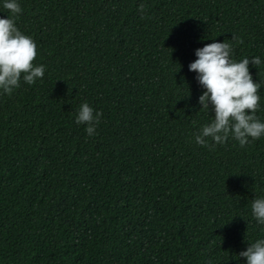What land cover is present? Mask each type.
I'll return each mask as SVG.
<instances>
[{"label":"trees","instance_id":"trees-1","mask_svg":"<svg viewBox=\"0 0 264 264\" xmlns=\"http://www.w3.org/2000/svg\"><path fill=\"white\" fill-rule=\"evenodd\" d=\"M17 2L45 74L0 91V264H246L264 136L198 145L214 112L189 65L214 42L258 56L264 122V0ZM85 102L103 113L93 136Z\"/></svg>","mask_w":264,"mask_h":264},{"label":"clouds","instance_id":"clouds-1","mask_svg":"<svg viewBox=\"0 0 264 264\" xmlns=\"http://www.w3.org/2000/svg\"><path fill=\"white\" fill-rule=\"evenodd\" d=\"M3 9L8 18H0V91L12 95L21 86V80L29 85L42 80L45 66L34 65L37 44L16 25L15 19L22 13L17 0H4ZM139 10L143 14L145 5L141 4ZM232 39L243 43L234 34ZM232 52V44L226 41L206 44L196 50L197 59L189 65V70L197 73L199 84L206 89L199 98L202 109L214 112L212 122L205 124L195 136L198 145L210 149L227 143L229 138L244 148L250 140L264 136V122L256 116L261 84L253 80L249 70L250 64L258 67L261 60L256 56L236 62ZM102 115V112L94 113L85 102L80 105L75 121L78 125H86L85 131L93 136ZM209 140L214 143L209 144ZM251 211L256 221L264 225V198L254 199ZM239 257L246 258V264H264V239L249 244Z\"/></svg>","mask_w":264,"mask_h":264}]
</instances>
